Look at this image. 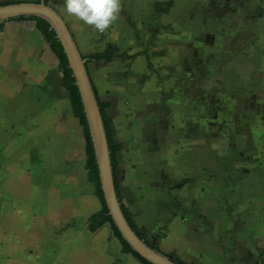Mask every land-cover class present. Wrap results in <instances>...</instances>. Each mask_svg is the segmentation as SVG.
Returning a JSON list of instances; mask_svg holds the SVG:
<instances>
[{"label": "crops", "instance_id": "1", "mask_svg": "<svg viewBox=\"0 0 264 264\" xmlns=\"http://www.w3.org/2000/svg\"><path fill=\"white\" fill-rule=\"evenodd\" d=\"M206 2L221 7L234 5L240 14L229 16L231 22L227 16L217 17L208 27L211 18L200 22L193 15L185 20L187 27L180 38L187 42L184 47L178 43L176 57L171 56L173 69L187 75L181 85L187 83L190 89V99L176 110V116L187 120V126L177 131L178 153L169 161H159L157 166L165 169L157 176L128 181L149 187L144 198L143 190L135 187L137 199H132L130 187L123 190L119 176L121 192L135 223L148 235L158 236L162 252L176 253L192 264H252L264 249V163L260 160L264 156V12L254 9L264 8V1ZM144 5L153 2L145 0ZM199 24L202 31L195 32ZM200 33L204 35L202 43L197 39ZM109 45L115 48L109 43L85 55ZM115 51L111 62L88 61L96 88L89 63H113L118 55ZM212 54L217 55L216 62L206 64L205 57ZM201 55L202 64L198 65ZM62 79L59 57L36 22H5L0 30V264H145L124 250L110 223L95 232L89 229L88 218L101 203L86 169L84 128L73 114ZM129 93L133 94L131 90ZM196 94L200 103L197 111ZM104 101L112 107L110 100ZM67 103L81 127L84 170L93 189L94 206L84 224L55 229L35 222L50 215L46 213L50 177L38 167L31 169L34 149L29 135L34 134L35 127L49 128L50 120L58 118ZM195 119L203 135L198 143L193 127L188 125L189 121L196 123ZM216 119L223 127L218 141H212L211 124ZM226 131H234V145L222 141ZM248 141L254 145L250 147ZM227 154L240 158L227 160ZM228 163L235 168L234 174H228ZM30 246L32 253L27 250Z\"/></svg>", "mask_w": 264, "mask_h": 264}, {"label": "rangeland", "instance_id": "2", "mask_svg": "<svg viewBox=\"0 0 264 264\" xmlns=\"http://www.w3.org/2000/svg\"><path fill=\"white\" fill-rule=\"evenodd\" d=\"M8 1L37 0H0ZM151 1L153 5L145 6V0H142V4L140 0H119L120 7L116 19L104 32H99L94 26L69 16L64 9V0L50 1L73 29L83 55L102 50L109 43L117 49L118 55L113 63L91 62L89 66L101 99L112 102L110 112L116 128V138L123 146L119 154V176L122 189L130 187L132 199H137L135 187L143 190L141 198H144L149 187H146L145 183L130 185L128 181L139 176H157L159 172L164 171L165 168L161 169L157 164L161 160L169 161L175 158L178 153V150H175L177 131L180 127L187 126L186 119L176 116L178 105L183 106L190 99L187 83L181 85L187 75L173 69L171 60L178 53V43L184 47L187 42L185 37L180 38V33H184L187 27L185 20L193 15L200 22L204 17L211 18L206 24L208 27L212 22H217V17L227 16L231 22L229 16L240 14L234 5H208L206 0H157L158 4ZM254 9L260 10V14L264 12L261 7ZM230 25L233 26V23ZM197 28L195 32L202 31V24ZM201 34L197 39L202 43L204 35ZM171 46L174 48L170 49ZM202 57H198L200 63L196 60L198 65L202 64ZM205 59L206 64L211 60L216 62L217 55L212 54ZM130 90L133 94L129 93ZM195 100L197 111L200 103L198 98ZM65 106L66 108L60 110L58 118L50 120L49 128L35 127L34 134L29 135L34 149L31 157L34 166L30 167L32 170L38 167L44 170L42 174L50 177V203L46 212L50 215L43 219L37 218L35 222L41 226L50 225L55 229L74 223L84 224L86 216L94 206L93 189L87 184L84 170L85 148L81 127L73 117L69 104ZM138 109L140 111L136 112ZM195 121L196 123L189 121L188 125L193 127V138L199 142L203 135L197 119ZM219 121L216 119V123L211 124L212 141H218L219 129L223 127ZM225 133L228 134L226 137L222 135V141L229 146L234 145V131ZM248 145L251 147L254 144L248 141ZM227 157V160L240 158L238 155ZM260 160L264 163V156ZM228 169V174L235 170L230 163ZM1 170L0 163V172ZM157 185L161 186V183ZM153 190L154 186L151 185L150 191ZM27 250L32 253L33 248L30 246Z\"/></svg>", "mask_w": 264, "mask_h": 264}, {"label": "water", "instance_id": "3", "mask_svg": "<svg viewBox=\"0 0 264 264\" xmlns=\"http://www.w3.org/2000/svg\"><path fill=\"white\" fill-rule=\"evenodd\" d=\"M19 17H39L47 20L55 30L57 38L63 46L84 105L104 198L109 214L112 216L122 236L132 249L148 262L152 264H178L142 239L133 229L122 209V203L118 197L114 180L111 152L104 119L87 68L88 59L84 58L66 20L56 7L45 0L0 5V24Z\"/></svg>", "mask_w": 264, "mask_h": 264}, {"label": "trees", "instance_id": "4", "mask_svg": "<svg viewBox=\"0 0 264 264\" xmlns=\"http://www.w3.org/2000/svg\"><path fill=\"white\" fill-rule=\"evenodd\" d=\"M47 3H50L51 0H45ZM19 1H8V2H0V5L18 3ZM35 2H40L37 0ZM15 21H22V20H34L36 22V26L39 31L44 36L47 43L50 47L54 50V52L59 57V68L63 73V84L69 92L70 100L72 104L73 114L77 117L80 121V124L84 128V138H85V148H86V169L88 170V176L90 181L95 186V195L99 199L101 203V208L92 213L88 218V226L89 229L93 232L100 229L106 223H110L112 229L114 230L115 234L120 238L123 243L124 250L131 252L135 255L141 262L145 264H152L148 262L144 257H142L138 252H136L132 247L128 244V242L124 239L121 232L119 231L118 227L116 226L112 216L109 214V209L107 207L104 193L101 187L100 177H99V169L97 165L96 155L94 151V146L89 130L88 120L84 111V105L81 100L80 92L78 86L76 85L75 77L73 75L72 69L69 67V62L67 56L64 52L63 46L60 40L57 38V34L55 30L51 27V24L39 17H19L13 19ZM5 26V22L0 24V30H3ZM116 56L115 48L112 45H109L105 50L91 53L89 55H84V58H87L88 61H95L99 62L101 60H105L106 62H111L114 60ZM87 68L89 71L88 63ZM95 93L98 98L99 106L101 108L102 116L104 119V124L106 128V133L108 137L110 152H111V160L113 165V173H114V180L117 189L118 197L122 203V209L133 227L136 233L144 239L151 247L154 249L161 251L159 244H158V236L156 235H148L145 233L138 225L135 223L131 212L129 211L128 207L123 202V196L121 192L120 180H119V153L122 149V144L119 143L116 139V130L113 124L112 115L110 112L111 103L109 101H104L99 96L97 88L94 86ZM164 253V252H163ZM167 257L178 264H192L182 260L176 253H164ZM252 264H264V249L261 251L259 258L252 262Z\"/></svg>", "mask_w": 264, "mask_h": 264}, {"label": "clouds", "instance_id": "5", "mask_svg": "<svg viewBox=\"0 0 264 264\" xmlns=\"http://www.w3.org/2000/svg\"><path fill=\"white\" fill-rule=\"evenodd\" d=\"M119 0H64V9L99 32H104L116 19Z\"/></svg>", "mask_w": 264, "mask_h": 264}]
</instances>
